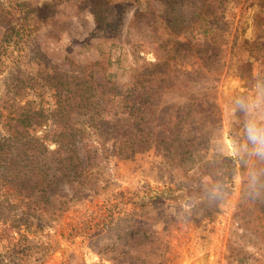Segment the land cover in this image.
Returning <instances> with one entry per match:
<instances>
[{
  "label": "rangeland",
  "instance_id": "rangeland-1",
  "mask_svg": "<svg viewBox=\"0 0 264 264\" xmlns=\"http://www.w3.org/2000/svg\"><path fill=\"white\" fill-rule=\"evenodd\" d=\"M55 1L1 50L0 138L24 106L52 108L58 80L110 72L162 81L145 129L160 140L177 123L196 141L104 156L93 187L36 231L42 264H264V151L250 138L264 132V0H107L103 31L87 0Z\"/></svg>",
  "mask_w": 264,
  "mask_h": 264
},
{
  "label": "trees",
  "instance_id": "trees-1",
  "mask_svg": "<svg viewBox=\"0 0 264 264\" xmlns=\"http://www.w3.org/2000/svg\"><path fill=\"white\" fill-rule=\"evenodd\" d=\"M106 1H86L98 31L106 29L101 10ZM56 5L55 0L40 7L18 0L11 9L0 3V27L4 26L0 54L24 30L37 25L39 10L53 12ZM114 76L109 72L101 78L88 74L58 80L53 107L24 106L13 117L10 132L0 138V264H42L46 260L49 246L35 239L36 231L52 226L70 202L93 187L98 179L93 168L104 156L130 158L161 142L174 147L176 154L192 153L189 147L196 140L179 139L188 135L177 123L160 140L145 129L162 81L132 75L119 83ZM240 155L230 160L239 163L243 173L249 156ZM219 163L220 168L225 165ZM205 211L211 215V206Z\"/></svg>",
  "mask_w": 264,
  "mask_h": 264
},
{
  "label": "clouds",
  "instance_id": "clouds-1",
  "mask_svg": "<svg viewBox=\"0 0 264 264\" xmlns=\"http://www.w3.org/2000/svg\"><path fill=\"white\" fill-rule=\"evenodd\" d=\"M255 131H258V130L253 129L252 132L250 133V138H252L254 140V142H256V143H261L260 150L261 151H264V142H261L262 141V138H264V132L261 133V137H256L254 135Z\"/></svg>",
  "mask_w": 264,
  "mask_h": 264
}]
</instances>
